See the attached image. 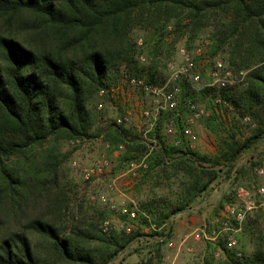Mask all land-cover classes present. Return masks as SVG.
<instances>
[{
    "label": "trees",
    "instance_id": "1",
    "mask_svg": "<svg viewBox=\"0 0 264 264\" xmlns=\"http://www.w3.org/2000/svg\"><path fill=\"white\" fill-rule=\"evenodd\" d=\"M24 13L35 19L28 29H49L58 44L37 48L17 34L0 32V159L21 154L50 137L90 135L88 103L95 92L110 85L113 69L122 62H134L135 43L129 32L135 25L150 30L155 44L162 46L166 33L185 34L190 43L217 21L211 55L227 45L231 65L245 71L239 86L216 87L214 97L227 103L217 102V108L230 105L239 117L248 115L256 121L242 141L233 131L225 132L218 152L209 155L190 146L180 117L176 118L175 140H164L162 131L169 113L161 112L149 132L158 139L159 147L147 155L140 183L146 182L147 176L165 174L178 177L180 186L170 201L152 198L140 203V211L151 217L156 228L190 207L211 186L219 175L218 165L233 164L243 150L264 137V0H0V18ZM170 25L173 30L168 31ZM73 31L77 34L70 35ZM76 46L83 50L79 52ZM146 74V80L158 83L152 67ZM213 88L206 87L201 93ZM181 90L182 96L189 94L187 81L181 82ZM215 113L212 110L206 118L207 125ZM105 139L123 145L117 170L146 151L145 140L127 125L112 124ZM3 170L0 195L13 205L29 182ZM136 219L140 226H150L142 214ZM23 229L0 238V264H107L132 239L144 234L136 229L115 236L101 229L96 233L91 228L75 227L62 235L56 223L42 216L31 218ZM171 230L169 226L165 238ZM240 235L254 250L241 258L228 251L223 264H264V214L246 216ZM160 245L154 250L158 257ZM151 262L149 257L135 264ZM204 264H212L208 256Z\"/></svg>",
    "mask_w": 264,
    "mask_h": 264
},
{
    "label": "rangeland",
    "instance_id": "2",
    "mask_svg": "<svg viewBox=\"0 0 264 264\" xmlns=\"http://www.w3.org/2000/svg\"><path fill=\"white\" fill-rule=\"evenodd\" d=\"M34 21L35 19L31 15L25 13L0 18V32L17 34L22 40L32 42L37 48H55L58 42L51 30L46 28H37L36 31L28 29L32 25L31 22ZM216 24L217 21L202 29L190 43H188L185 34L166 33L162 46L158 43L155 44L156 40L151 37L150 30L142 25H135L129 32L131 42L135 43L134 62L130 64L122 62L118 68L113 69L111 71L112 81L106 87H116L117 84L120 86L116 87L113 97L104 99L102 109L97 108V102L103 99L98 96L97 92L88 103L92 122L89 127L90 135L50 137L44 143L35 145L21 154L0 159V185L4 174L3 168L23 181L29 182L23 196L16 197L18 203L14 202L12 205L10 199L0 195V238L14 231H23V224L33 217L42 216L56 223L62 235L69 234L75 227L91 228L92 232L96 233H99L98 230L101 229L103 233L115 236L136 229H140L144 233L132 239L107 264H135L149 257H152L151 264H172L171 259L166 257L167 255L175 257L174 264H204L206 256L212 264H223L229 254L228 251L235 252L234 257L236 258H241L242 254H250L254 250V245L244 240L240 232L246 216L253 217L257 213L264 214V195H259L257 192L258 187L264 186V173H257V168H264V137L243 150L233 164L217 166L218 177L205 192L196 198L190 206L192 208L189 210V214L181 215L179 225L176 223V214H173L167 223L156 228L151 222V217L141 211L137 216L142 214L147 217L150 226H140L136 219L137 216L129 218L117 209L122 202L129 206L131 200L135 201L139 209L140 203L152 198L170 201L174 191L179 188V178L176 176L167 177L165 174L160 176L153 174L154 177L147 176V181L140 183L148 165V156L145 159L146 167L140 170L138 177L135 179L120 178L117 180L116 187L108 186L110 180L120 171L117 170L121 163L118 162V158L123 152V148L119 149L117 145H113L105 139L107 131L112 127L113 118L124 113L125 110H131L132 119L127 126H130L134 133L139 134L143 140L145 139L142 136L145 120L142 124L139 111L152 106V96L130 84V78L134 76L147 78L146 73L152 67L157 82L163 83L169 75L166 62L171 59L176 62L181 60L177 54V49L180 46L187 48L189 56L194 61V70L200 74V81L194 83L193 87L188 83L190 91L187 95L185 93L184 96L181 95V82L184 80L174 84L179 87V110L182 113L180 118H185L190 114L185 107L187 99L195 102L197 110L201 112L199 117L194 118L192 125L195 134L192 148L201 153L214 155L218 152L220 138L225 132L233 131L238 141H242L250 135L256 126L255 120L248 115L239 117L231 111L230 105L227 109H224L223 106L221 109L217 108V96L214 97L217 92L216 87H214L215 90L214 88L213 90L208 89L204 94L201 93V90L206 88V84L212 80L210 71L215 57L222 58L224 64L231 70V79L235 80V85L239 86L244 81L245 71L239 69L237 65H231L227 45H224L214 56L211 55L210 44L212 36L216 33ZM167 30L171 31L173 27L170 25ZM69 34L76 35L77 32L73 31ZM76 48L79 52L83 50L80 46H76ZM198 50L202 55L197 54ZM154 54H157L156 57ZM140 55L145 56L146 59L142 61ZM153 60L157 62L154 63ZM212 110L216 112L215 118H210L209 125H207L206 118L212 114ZM172 114L174 113H170L169 116ZM167 123L163 126L162 136L164 140L170 142L177 137L178 128H176L175 120V130L177 129V131L174 135H166L164 129ZM77 137L81 138V142L78 144L72 142V139ZM144 154L145 149L137 159L133 160L141 159ZM102 156L109 160L105 172L99 177L84 179L82 170L100 160ZM73 158L78 162L76 167L72 165ZM128 162H124L122 169ZM49 171L51 172L49 173ZM52 176L55 179H51ZM122 179L123 190L118 186ZM239 186L247 188L251 198L255 200V207L248 210L241 221L228 210L229 207L239 208L242 206L241 199L236 195ZM120 190L125 194L128 193L131 200L128 197L123 200L119 199ZM101 195L113 198L116 207L112 209L107 202L101 201ZM203 211H205V216L201 222H205V224L187 236L184 248L183 245L180 249L174 248L170 240L174 237L172 230L176 229L178 232V240L184 239V235L190 233L192 228L189 219L183 217H188L193 213L200 215ZM185 212L187 211L185 210ZM105 220L110 223L107 230L102 228ZM169 226L172 227L171 235L165 238ZM201 227L204 228L201 230ZM151 230L157 233L151 235L148 233ZM232 241L233 243H231ZM159 243L161 245L158 257L154 250Z\"/></svg>",
    "mask_w": 264,
    "mask_h": 264
},
{
    "label": "built area",
    "instance_id": "3",
    "mask_svg": "<svg viewBox=\"0 0 264 264\" xmlns=\"http://www.w3.org/2000/svg\"><path fill=\"white\" fill-rule=\"evenodd\" d=\"M177 54L181 57L179 62L174 61L173 59L166 62L167 69L169 71V75L163 83H154L146 80L141 76H134L130 78L129 83L138 89L147 92L152 96V106L150 108H142L139 111V116L142 118V124L145 120L144 130L142 131V136L145 138L146 151L144 156H142L139 160H131L128 162L126 167L120 170L117 175L112 178L108 184L110 188H114L117 186V180L120 178H132L135 179L140 175V170L146 167L145 159L147 155L155 148L159 147V141L154 136H149V132L154 128L157 123V120L162 111H167L170 115L168 118V123L164 129V133L166 135H174L175 130V120L177 117L181 116V111L179 110V99H178V91L179 87L174 85L175 82L180 80L187 81L192 87L194 83H198L200 81V74L194 70V61L189 56V52L185 46H180L177 49ZM198 55H202L201 51L198 50ZM140 59L144 61L146 58L143 55H140ZM211 82L206 84V87H225L229 85H233L235 80L231 79V70L224 64L223 59L220 57H215L212 62V67L210 71ZM120 84H117L116 87H119ZM116 87H104L98 91V96L100 98L104 97H113L114 91ZM217 102H222L223 104H227L226 101L221 100L219 97L216 99ZM104 105V99H101L97 103V108L102 109ZM185 107L190 112L183 120V133L189 139L190 146H192V142L195 138V134L192 129V125L194 123V118L199 117L200 113L191 99H187L185 102ZM132 119V111L125 110L124 113L115 116L113 118L114 125H127ZM74 143H80L81 138L77 137L72 139ZM119 149L123 148V145H118ZM72 165L74 167L78 166V162L75 158L72 159ZM109 165V160L107 157L102 156L100 160L95 161L89 167L82 170L84 179H91L93 177L101 176L106 168ZM258 174L264 173V168H257ZM257 192L259 195H264V186H260L257 188ZM237 197H239L242 201L241 207H229L228 210L230 213L236 217L239 221L243 219L246 212L253 207H255V200L251 198L249 194V190L243 186H239L236 191ZM101 201L107 202L109 207L114 209L116 207L113 198H107L104 195L100 197ZM130 204V203H129ZM118 211L126 215L129 218H134L140 211V209L136 206L134 200H131V204L128 206L127 203L122 202L120 206H118ZM110 223L108 220H105L103 223V230H107ZM233 243V241L231 242Z\"/></svg>",
    "mask_w": 264,
    "mask_h": 264
},
{
    "label": "crops",
    "instance_id": "4",
    "mask_svg": "<svg viewBox=\"0 0 264 264\" xmlns=\"http://www.w3.org/2000/svg\"><path fill=\"white\" fill-rule=\"evenodd\" d=\"M122 181H123V179L120 180L119 183H118V186H120L121 188H122V185H123ZM126 183H127V182H126ZM121 190H123V188H122ZM121 190L119 191L120 194L118 195L119 199H122V200H123V198L126 199V197H128V199H130V196L128 195V193L125 194V193H123V191H121ZM130 200H131V199H130ZM201 205H202V204H201ZM191 208H192V207H188L187 209H185L187 212H185V210H184V211H180V212L176 213V223H177L178 225H179V223L181 222V219H179V218L181 217V215H183V216L188 215V214H189L188 212H189V210H191ZM204 216H205V211H203V213L200 214V215H194V213H193L192 215H190V216H188V217H183V218L189 219V222H190V224H191L190 227L192 228V230L190 231V233L184 235L185 238L182 239V240H178V239H177V237H178V232H176V229H174V231L172 230V232H173V234H174V237L170 239L171 242H172L171 245L174 246V248L176 247V248H179V249H180L181 246L183 245V248H184V244H185L184 241H185V239L187 238V236L190 235L191 233H193L194 231L200 229V226L205 224V222H201L202 220H204ZM186 224H188V223H186ZM202 228H204V227H201V230H202ZM203 230H204V229H203ZM166 257H167V258H170V259H171L170 262H171L172 264H174V259H175V257H170L169 255H167Z\"/></svg>",
    "mask_w": 264,
    "mask_h": 264
}]
</instances>
